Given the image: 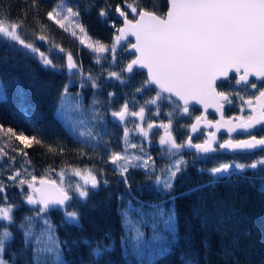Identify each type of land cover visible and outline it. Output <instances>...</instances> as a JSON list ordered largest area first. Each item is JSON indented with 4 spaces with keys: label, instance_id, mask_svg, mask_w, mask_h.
I'll return each mask as SVG.
<instances>
[{
    "label": "trees",
    "instance_id": "obj_1",
    "mask_svg": "<svg viewBox=\"0 0 264 264\" xmlns=\"http://www.w3.org/2000/svg\"><path fill=\"white\" fill-rule=\"evenodd\" d=\"M58 2L59 0H36L37 7L33 8L32 0H0V12L4 16L13 21H23V27L18 30L21 37L33 42L58 66L55 71L45 68L37 55L27 54V50L15 42L0 40V79L7 96L6 101H0V125L5 130L12 128L17 134L23 132L27 136H37L44 145L33 143L31 148L24 149L28 153L27 157L7 148L9 155L16 157V164L12 168H6L0 179L12 184V181L7 180V175L18 169L20 163L30 160V170L37 177L48 172L51 179L59 182L57 172L68 166H75L81 169L94 168L99 179L108 181L107 185L101 183L86 202L73 201V208L80 213L79 227L63 224L62 211H49L48 217L56 226V235L61 241H67V244L61 245L66 264H183L185 260L192 264H264V167L256 170L246 168L243 172L233 168L229 173L217 177H212L208 171L222 163L249 164L258 157H207L199 161L184 155L186 166L177 175L169 192L159 191L153 180L140 169L129 170L130 187L121 182V177L113 171V165L106 162L108 152L105 145L111 146L113 151H122L123 126L113 120L110 111L105 110H118L125 100L131 108L135 88L146 79V74L138 70L132 74L122 73L126 79L130 76V82L123 85L115 79H109V71L120 72L134 55L117 46L114 63L111 53L106 52L101 54L106 59L97 64V54L86 44L99 41L106 47H111L117 34L112 24L117 28L122 25V18L115 12V7H123V0H64L69 6L79 9L80 16L73 19H78L82 24L86 36L74 24H68L69 30L65 31L47 19V13ZM140 2L144 8L160 15L168 9L167 0ZM102 7L108 9L106 19L99 16V9ZM129 18H132L131 15ZM41 34L47 37V42L37 38ZM80 39H85V44H81ZM121 45H130V41ZM60 47L65 49L64 53L59 52ZM69 52L82 67L83 77L68 73L66 53ZM89 74L97 78L99 88L91 87L87 81ZM82 79L85 83L83 88L80 87ZM233 83L224 84L219 90H230ZM66 84L69 85L68 90L73 98L77 93L80 94L86 110L90 109L93 99L101 101L97 108L104 123H97L93 132L102 133L104 142L96 151L92 147L95 141L79 138L71 130L70 124L60 117L58 109L61 107V93ZM109 92L114 93L111 105L108 104ZM154 95L155 91L135 93L134 110L138 111L140 105ZM152 107L153 111L146 109L145 125L147 126V121L168 123L167 113L171 111L169 103H162L159 115L155 114V106ZM195 114L197 113L178 116L173 120L172 129L182 143L189 136V126ZM127 121L129 140L138 146L143 143L144 151L156 161L155 174L158 175L160 169L174 158L163 157L158 146L148 147L146 140L135 128V124H140L139 119L130 117ZM158 138L159 131H156L152 140L156 141ZM6 140H10L12 146L23 149V145L15 137L0 133V144ZM48 146L54 151L50 152ZM128 151L136 153L138 148H129ZM262 155L264 153H260L259 157ZM4 163H9L7 157L4 158ZM67 179L79 181L78 177L69 176ZM198 186L203 187L193 191ZM24 191H28L26 185ZM5 194L10 203L19 206L14 213L17 221L24 215L33 214L30 206L23 203L19 188L8 187L6 193L0 194V199ZM157 208H162L165 214L174 209L177 225L175 239L168 244L166 254L158 251L159 245L151 250L145 247L139 253L133 252L128 231L130 224L138 225L146 239L153 235L154 230L166 240L169 239L164 225L154 215ZM126 212L129 214L127 222L124 218ZM40 226L38 225L37 230ZM11 230L15 239L8 245L4 259L9 260V264H30L24 257L18 262L15 256L10 255L19 253L22 247L21 233L15 227ZM86 240L106 244L109 252L102 257H93L89 246L83 243ZM92 247H95V243Z\"/></svg>",
    "mask_w": 264,
    "mask_h": 264
},
{
    "label": "snow or ice",
    "instance_id": "obj_2",
    "mask_svg": "<svg viewBox=\"0 0 264 264\" xmlns=\"http://www.w3.org/2000/svg\"><path fill=\"white\" fill-rule=\"evenodd\" d=\"M123 5V7L121 5L115 7V12L122 18L123 26L117 28L114 23L112 24L117 34L111 47H106L99 41L86 44L97 54L95 58L97 64H100L102 59H106L101 55L106 52L111 53V60L114 63L117 46L125 50L130 48L134 58L120 72L109 71L108 78L115 79L123 85L130 82V76L126 79L122 73L132 74L136 69H146V79L135 88V93L155 91V95L145 100L138 111L134 110L135 93L131 108L129 102L125 100L118 110L111 108L105 110L110 111L113 120L123 126L122 151H113L111 146L105 145V150L108 152L106 162L113 165V171L121 177V182L130 187L129 170L140 169L150 180H153L159 191L169 192L177 175L184 170L187 163L182 158L173 159L160 169L158 175L155 174L156 161L144 151L143 143L138 146L129 140L130 130L127 127L129 121L126 120L128 116L136 117L141 121L140 124H135V128L144 140L149 139V133L153 128H162L164 134L160 136L159 144L169 157H176L184 147L194 148L198 154H208L217 151V148L213 147L214 132L209 133L208 139L203 143L194 144L191 136H188L186 143H177L171 130L175 118L191 115L190 105L199 104L203 106L205 112L209 108L219 112L220 120L213 123L205 116H197L195 123L191 124L193 133L198 131L201 121L205 122L206 127L215 128L217 131L222 127L227 128L229 134L239 129L247 133L248 138L233 139L230 136L223 143H219L218 148L249 152L259 150L264 153V136L257 138L252 132L257 126H264V0H168V10L162 15L144 8L140 0H123ZM32 7H37L36 0H32ZM108 14L107 8L99 9L101 18L106 19ZM79 16V9L69 6L64 0H59L47 13V19L65 31L69 30L68 24H74L79 28L80 33L86 36L82 24L78 19H73ZM22 27V20H10L0 12V40L15 42L27 50V54L37 55L45 68L58 70V66L45 52L40 51L33 42L21 37L18 30ZM43 30L42 26L41 31ZM72 34L76 35L75 32ZM128 36L135 37V43L121 45V41ZM37 38L47 42L45 35H38ZM80 43L85 44V39H80ZM52 47L58 46L52 45ZM59 52L64 53L65 49L60 47ZM66 68L70 75L83 77L82 67L74 61L70 52L66 53ZM233 73L235 75L231 76L230 74ZM251 77L255 80H251ZM233 80L235 86L228 92L218 90L225 82L231 85ZM87 81L94 89L100 87L97 78L91 74L88 75ZM257 81L262 83L258 85ZM84 86L82 79L80 87ZM68 89L69 85L66 84L61 93V107L58 109L60 117L70 124L71 130L79 138L95 141L92 147L96 151L104 142L102 133L93 132L97 123H104L97 108L101 101L93 99L90 109L86 110L80 94L77 93L73 98ZM250 89L254 91L245 98L241 93H247ZM233 94L241 101V112H244L245 105L250 112L246 116L225 119L223 108L225 103H233L231 99ZM113 96L114 93H108L109 105ZM6 99V92L3 85H0V101ZM165 101L171 106V111L167 113L168 123L157 124L147 121V127H143L146 109L153 111L152 106H155V114L159 115L161 105ZM73 113L76 115L73 116ZM104 131L106 132V129ZM0 133L15 137V140L23 145V149H18L12 146L10 140L0 144V176L4 175L6 168H12L16 164V157L10 156L6 151L7 148L27 157L28 153L24 149L31 148L33 143L44 146L37 136H27L23 132L17 134L12 128L5 130L2 125H0ZM129 148H138V152L130 153ZM48 150L54 151L51 146H48ZM60 151L63 152V149ZM5 157L8 158V164L4 163ZM30 165L31 161L25 160L20 163L18 169L12 170L7 175V180L12 181V184L0 179V194L6 193L8 187L19 188L23 203L30 206V212L33 213L24 215L17 221L14 213L19 206L10 203L6 194L0 199V264H9V260L4 259V255L8 245L15 239L12 227L21 233V250L19 253L10 254L15 256L18 262L24 257L30 261V264H66L61 245L67 244V241H61L56 235V226L48 217L49 211L54 209L62 211L63 224L79 227L80 213L73 208V201L86 202L101 183L107 185L108 181L99 179L94 168L81 169L68 166L57 172L58 182L51 179L48 172L37 177L30 170ZM258 167H264V155L249 164L222 163L208 171L212 177H217L229 173L233 168L243 172L246 168L256 170ZM69 176L78 177L79 181L73 182L67 179ZM25 185L27 192L24 191ZM202 187L198 186L193 191L201 190ZM154 215L159 217L169 239L166 240L165 237L158 235L157 230L146 239L145 233L138 225L130 224L128 231L133 252L139 253L145 247L151 250L159 245L158 251L166 254L168 244L175 239L177 225L174 209L165 214L162 208H157ZM124 218L126 222L129 220L127 212L124 213ZM38 225H41L39 230H37ZM83 243L89 246L90 255L93 257H102L109 252V246L99 241L86 240ZM93 243L95 247H92ZM183 264H192V262L185 260Z\"/></svg>",
    "mask_w": 264,
    "mask_h": 264
},
{
    "label": "flooded vegetation",
    "instance_id": "obj_3",
    "mask_svg": "<svg viewBox=\"0 0 264 264\" xmlns=\"http://www.w3.org/2000/svg\"><path fill=\"white\" fill-rule=\"evenodd\" d=\"M232 76H234V75H232ZM251 80H255V78H251ZM233 82H234L233 86H235V81L233 80ZM257 83L259 85L262 82L257 81ZM224 84L227 85L228 83L225 82ZM228 91L229 90H226L225 92H228ZM253 91L254 90L250 89L247 93H243L242 92L241 94H244L245 98H248V96H250ZM231 99L233 100L232 104L225 103L224 115H225L226 118L237 117V116H240V115H245L246 116V115L249 114L250 110L247 108L246 105L244 106V112L243 113L241 112V101L234 94L231 96ZM190 113H197L192 118V121H191V124H192L195 121V117L201 115V111L198 108L194 107V106H190ZM207 119H208V121L215 122L217 120V117H216V115L214 113L209 112L207 114ZM152 122L157 123L156 121H152ZM140 123H141V121H140ZM157 124H159V123H157ZM191 124L189 126V136H191V134H190ZM143 126L147 127L145 124ZM171 130H172V134H173L174 138L176 139L177 143H182L179 140V138H178L176 132L174 131V129H171ZM156 131L157 132L159 131V138L156 141H153L152 139H153V136H154ZM212 132H213L212 129H204V128H202V129H200L198 131V133L196 135L192 136V142L194 144L203 143L204 140L208 139V134L212 133ZM252 132L257 136V138H260V137L264 136V126H258L254 130H252ZM163 134H164V130L162 128H156L153 131L151 137H149L150 140H151V143L149 144L147 140H146V142L148 144V147L158 146L159 149L162 152L163 157L165 156L167 159H173V158L176 159V158H181L182 157V159L185 160L186 156L192 157V158H194L196 160H199V161H201L202 159L207 158V157L208 158H219V159H221L223 157H226L228 159H233V158L238 157V156H247V157H250V158H256V157H259L260 153H262L259 150L255 151V152H250V153L249 152L248 153L223 152L221 149L218 148V144L219 143H223L225 140L229 139L231 135H227V134H224V133H219L218 136H217V142L214 145V147L217 148V151H215L212 154H202V153L198 154V153H196V151L189 150L188 147H184V148L180 149V151H179V153H177L176 157H169V156H167L164 153V150L161 148V146L159 144L160 136H162ZM231 138H233V139H245V138H248V134L247 133H238V134L232 135ZM186 141H187V139L184 141V143H186ZM184 155H186V156H184ZM230 164H233V163H230ZM231 170H233V169H231Z\"/></svg>",
    "mask_w": 264,
    "mask_h": 264
},
{
    "label": "water",
    "instance_id": "obj_4",
    "mask_svg": "<svg viewBox=\"0 0 264 264\" xmlns=\"http://www.w3.org/2000/svg\"><path fill=\"white\" fill-rule=\"evenodd\" d=\"M167 3H168V0H167ZM168 10V9H167ZM167 12V11H166ZM123 26V24L120 26V27H122ZM125 41H130V44L131 43H135V37H133V36H128L125 40H123V41H121V43H123V42H125ZM128 52L129 53H132L133 54V52H132V50H130V48L128 49ZM134 55V54H133ZM134 58V57H133ZM136 70H138V71H142V72H144L146 75H147V70L146 69H136ZM135 71V70H134ZM128 74V73H127ZM231 76L232 75H235L234 73L233 74H230ZM251 78H254V77H251ZM250 78V79H251ZM218 84L220 83L219 81L217 82ZM173 99H175L174 97H173ZM190 106H194V107H196V108H198L200 111H201V115L200 116H205V117H207V114L209 113V112H212V113H214L215 115H216V117H217V120L216 121H218V120H220V113L219 112H216L215 111V109H213V108H209L208 110H207V112H205L204 111V109H203V106L202 105H199V104H192V105H190ZM224 108H225V105H224ZM224 108H223V114H224ZM224 118L225 119H231V118H226L225 117V115H224ZM232 118H234V117H232ZM208 120V119H207ZM215 121V122H216ZM235 122V121H234ZM193 123H195V121L193 122ZM214 123V122H213ZM258 127V126H257ZM202 128H204V129H212L213 130V132L215 133V141H214V143H213V147H214V145H215V143L217 142V136H218V134L219 133H224V134H227V135H234V134H238V133H244V132H242V131H240L239 129L237 130V131H235V132H232L231 134H229V132L227 131V128H220V130L219 131H217L215 128H208V127H206L205 126V122L204 121H201V124L198 126V131L200 130V129H202ZM254 130V129H253ZM198 131H196V132H192L191 131V127H190V134H191V137L192 136H194V135H196L197 133H198ZM212 132V133H213ZM209 135V134H208ZM189 150H194V151H196L194 148H188ZM223 152H231V153H248L249 151H241V150H236V151H232V150H227V149H221ZM258 151V150H257ZM212 153H214V152H211V153H208V154H212ZM250 153V152H249ZM203 154V153H202ZM54 210H56V209H54Z\"/></svg>",
    "mask_w": 264,
    "mask_h": 264
},
{
    "label": "rangeland",
    "instance_id": "obj_5",
    "mask_svg": "<svg viewBox=\"0 0 264 264\" xmlns=\"http://www.w3.org/2000/svg\"><path fill=\"white\" fill-rule=\"evenodd\" d=\"M0 85H3L1 79H0ZM3 88H4V86H3ZM4 90H5V89H4ZM130 117H131V116H128V117H126V119L129 120ZM145 117H146V116H145ZM135 118H136V117H135ZM136 119H138V118H136ZM144 124H145V122L143 123V125H144ZM143 127H144V126H143ZM145 128H146V127H145ZM155 129H156V128H153V129L151 130V132L149 133V137H151V135H152V133H153V131H154ZM137 133H139L138 130H137ZM149 140H150V138L147 140L148 143H149ZM150 143H151V140H150ZM150 143H149V144H150ZM61 247H62V246H61Z\"/></svg>",
    "mask_w": 264,
    "mask_h": 264
}]
</instances>
